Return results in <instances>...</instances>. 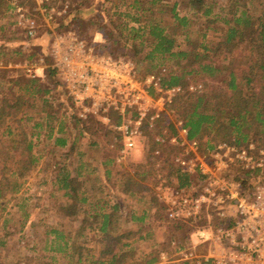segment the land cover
<instances>
[{"label":"rangeland","instance_id":"rangeland-1","mask_svg":"<svg viewBox=\"0 0 264 264\" xmlns=\"http://www.w3.org/2000/svg\"><path fill=\"white\" fill-rule=\"evenodd\" d=\"M165 1L170 4L178 2L177 9L180 13L190 15L185 5L187 0ZM12 2L13 0H0V60L18 65L33 56L47 55L45 49L48 44L45 48L42 46L44 41L45 44L50 41L45 35L53 31L73 28L96 49L106 43L110 44L109 38L114 37L112 40L118 38L119 33L115 24L124 21L123 18L119 19L118 15L113 14L118 13L116 11L124 12L126 9L121 0H50L54 9L53 19L49 20L44 14L37 12L38 36L31 41L25 40L23 29L17 26L14 11L11 8L5 11L6 6L8 4L11 6ZM26 5L34 9L36 2L28 0ZM4 40L8 44L4 43ZM112 40L110 49L113 48V53L133 58L141 74L158 72L165 68L168 75L170 68L176 69L172 67L171 62H167L164 64L165 67L158 66L150 72L152 65L149 62L136 61V55L130 47L125 48L121 43L114 45ZM130 43L134 42L131 40ZM224 59V57L219 58L217 62L227 63ZM16 70L14 79L28 78L21 67ZM4 71L7 73L6 70H0V75ZM224 76L225 74H217L214 78L204 80L194 75L189 84H202L203 91L210 93L212 89L222 87ZM10 77L8 75L5 83L0 85V96L9 93L10 90L15 92L16 87L14 90L11 89L14 85L9 82ZM52 82L50 81V84ZM39 86L45 92H41L37 97L32 96L31 102L25 108L26 115L19 116L23 117L22 124L28 132L34 131V124L37 122L43 125L39 128V145L36 148L39 150L40 160L26 179L18 180L21 183L19 189L8 193L6 198L0 200V264H90L89 258L81 263L76 262L77 255L72 245L76 238L81 246L80 252L84 255L89 254V257L96 255L108 259L114 253L117 255L125 253V264H140L151 257H157V260L160 258L162 264H169L170 260H173L171 264L184 263L179 261L181 258L179 255H174L172 241L175 240L177 244L183 246L188 245L194 232L207 230L210 225L220 222L222 218L217 216L213 207H209L189 223L177 224L168 220L163 200L164 189L178 184L177 177L169 174V170L177 167L173 164V158L179 150L173 146H165L161 158H153L151 153L153 143L147 140L126 163L112 162L106 166L104 161L107 158L115 159L120 148L119 143L113 144L115 133L98 123L81 124L63 92L60 93L57 88L54 93L46 92L48 83L41 82ZM183 95L184 93L169 106L168 110L173 119L177 116L186 118L190 113V108L186 106V97ZM11 124L14 129L20 125L19 122ZM61 127H64V132H59ZM50 132H52L51 137H49ZM55 137H67L72 142L76 138L77 144L73 147H57L53 144ZM93 140L99 141V146H91ZM252 142L256 145L257 151L264 149V146H259V141ZM202 149L204 154H208L204 147ZM78 153L85 154L83 161L80 160ZM80 161L84 165L83 171L95 170L83 174L77 180V189L88 195L89 202L78 203V206L72 208L75 206L71 204L73 200L64 195V189H60L61 184L57 182L56 174L63 169L76 176ZM226 172L223 171L218 175L225 176ZM234 172L231 171L232 174ZM136 178L140 180L142 185L140 189H143V193H136V196L127 195L123 192V188L128 184L127 181L132 188H136ZM204 182V177H194L190 185L193 187L192 191L200 192ZM97 201L100 202V206L104 204L103 201L107 202L105 211H110V206L115 203H120L122 206L119 209L118 228L109 235L89 227L93 217L89 218L88 214L93 211L90 210L86 214L84 209L90 208V203ZM69 208L71 210H66ZM226 210L228 213L234 211L231 203L226 206ZM97 212H102V209L97 208ZM27 213L28 217H26ZM133 213L136 219L143 217V220L136 223V220L132 219ZM26 218L27 225L24 230H20ZM5 219L6 223H4ZM52 227L70 237L72 246L69 249L70 257L51 250V247L57 246L61 241L53 242V236H46V231ZM80 228L84 229L79 236L77 232ZM127 233H131L130 236ZM207 249L208 246H203L200 252L206 253ZM163 252L172 255L163 257Z\"/></svg>","mask_w":264,"mask_h":264},{"label":"trees","instance_id":"trees-1","mask_svg":"<svg viewBox=\"0 0 264 264\" xmlns=\"http://www.w3.org/2000/svg\"><path fill=\"white\" fill-rule=\"evenodd\" d=\"M121 2L126 7L125 11H116L118 13L113 14L118 15L119 19H124L122 23L115 24L119 33L118 40L109 38L110 44L100 46L97 51L120 56L113 53V48L110 49L112 40L114 45L121 43L125 48L130 47L136 55V61L149 62L152 65L150 72L171 62L172 67L176 69L170 68L164 78V84H181L186 88L183 96L187 100L186 106L190 108V113L186 116L189 137L198 139L205 151L213 149L221 142L240 146L259 141V146H264V0H187L185 5L190 15L180 13L177 9L178 2ZM10 8L8 4L5 11ZM45 38L48 40L50 33H47ZM131 40L134 43L131 44ZM47 44L48 42L45 44L44 41L42 47H47ZM222 57L227 59V63H217V59ZM155 61L157 63H154ZM193 74L204 80L214 78L217 74L225 76L222 87H216L210 93L203 89L200 92H189L187 85L192 81ZM0 76L5 82L6 74L2 73ZM50 79L62 93L63 87L55 69H50ZM10 83L14 85L11 89L16 87L15 92L10 90L0 97V200L6 198L8 193L17 191L21 186L18 180L26 179L39 164V150L36 148L39 145V128L43 126L37 122L34 124V131L28 132L22 124L23 117L19 116L26 115L25 108L31 102L32 96L37 97L41 92H45L41 90L37 80L18 77L10 80ZM74 115L76 116L75 113ZM17 122L20 125L14 129L11 123ZM59 132H64V127H61ZM51 136L52 132L49 133V137ZM66 142L67 137H56L59 146H64ZM72 144L71 147L77 144L76 138ZM91 146H99V141L93 140ZM78 154L81 159L85 156L84 153ZM112 162L113 158H107L104 165ZM80 166L76 176L63 169L57 173V182L61 184V188L66 189L65 195L68 199L73 200L71 204L75 206L72 208L78 206V203L89 202L88 196L77 189V180L84 174V165ZM231 171L235 172L232 174ZM170 173L177 177V186L189 187L193 182V178L182 172L178 166L169 170ZM225 176L235 179L243 193H249L258 182H264V169L232 166ZM127 182L123 192L130 196L143 193L139 179L136 178V188H132L130 182ZM98 201L91 202L90 208L84 209L86 214L90 210L93 211L88 214L89 218L93 217L89 227L109 235L118 228L120 204L115 203L110 206V211H105L107 202L103 201L104 206H100ZM153 201L155 202L156 198ZM99 207L102 209L100 213L97 212ZM28 216L27 213L26 217ZM230 219L228 223L235 219L233 212ZM22 225L20 230H24L27 225V218ZM83 229L78 230L79 236L82 235ZM130 234L127 233L128 236ZM46 236H53V242L61 240L57 246L51 247L52 251L71 256L70 237L55 227L47 230ZM77 241L76 238L72 245L78 263L89 258L90 264H125V253H114L108 259L96 255L89 257V254L80 252L81 246ZM156 262L157 257H151L140 264Z\"/></svg>","mask_w":264,"mask_h":264},{"label":"built area","instance_id":"built-area-1","mask_svg":"<svg viewBox=\"0 0 264 264\" xmlns=\"http://www.w3.org/2000/svg\"><path fill=\"white\" fill-rule=\"evenodd\" d=\"M27 1L13 0L11 9L25 40L33 41L39 29L36 13L51 20L54 9L50 0H34V9ZM20 66L28 77L48 83L49 93L56 89L54 82L50 84V69L56 70L78 120L87 125L98 123L115 133L113 144L120 145L117 164L126 163L149 140L155 145L153 158H161L165 146L176 147L179 152L173 160L181 171L192 178H205L200 192L192 191V186L164 189L163 200L172 223H189L209 207L222 218L209 229L194 232L188 245L172 241L181 260L189 264H264V182L243 193L235 179L218 175L232 166L264 169V149L257 151L254 143L221 142L204 154L201 142L189 137L186 118L173 119L168 110L186 88L164 84L165 68L141 74L133 59L98 52L73 28L50 33L47 55L28 58ZM202 88V84L187 85L189 92ZM230 203L235 215L232 223H228L232 213L226 210ZM203 246H208L206 253L200 252Z\"/></svg>","mask_w":264,"mask_h":264},{"label":"crops","instance_id":"crops-1","mask_svg":"<svg viewBox=\"0 0 264 264\" xmlns=\"http://www.w3.org/2000/svg\"><path fill=\"white\" fill-rule=\"evenodd\" d=\"M4 43H6V44H8L7 42H6V40H4L3 41ZM40 42V41H39ZM46 53H47V51H46ZM225 58V57H224ZM224 60H226L227 61V59L225 58ZM218 63V62H217ZM223 64H225V63H223ZM18 67H21L20 65H18V64H16V63H14V62H9V61H3V60H0V70H6L7 71V73H5V71H4V74H6V76H5V79L8 77V75H9V77L10 76H12V77H10L9 78V82H10V80H12V79H14V77H15V75H14V73H16V69L18 68ZM24 71V70H23ZM24 75H25V73H24ZM25 76H27V75H25ZM28 77V76H27ZM28 78H30V77H28ZM32 79V78H31ZM35 80H37V79H35ZM51 81V80H50ZM37 82L38 83H41L42 81H40V80H37ZM2 83H5L4 81H2V78H1V76H0V85L2 84ZM46 91H48V90H46ZM0 97H2V96H0ZM73 142L72 141H70V140H68L67 139V142H66V144L64 145V146H59L57 143H56V137L54 138V141H53V144L55 145V146H57V147H66V146H72L73 144H72ZM84 158H85V156H84ZM84 158H82V160H81V158H80V160L81 161H83L84 160ZM80 161V165L81 164H83L82 162ZM157 161H159V160H157ZM113 162L115 163V159L113 158ZM78 166V169L81 167V166ZM84 167V166H83ZM77 169V170H78ZM93 170H95V169H93ZM93 170H89V169H86L85 171H84V174H86V173H88L89 171H93ZM57 176H58V174H56V178H57ZM72 176H75V175H73V173H72ZM83 175H81L80 177H82ZM60 189H64V188H61L60 187ZM65 190V192H64V195H65V193H66V189H64ZM125 193V192H124ZM127 194V193H126ZM127 195H129V194H127ZM88 196V195H87ZM89 198V197H88ZM120 204V203H119ZM120 208H122V206H121V204H120ZM132 219H134V220H136V223H140V221H142L143 219H136V215H135V213H133V215H132ZM6 219H5V221H4V223H6ZM133 222V221H132ZM167 253V252H166ZM167 255V254H166ZM169 255H172V253H169L168 252V256ZM175 255V254H174ZM167 257V256H166ZM162 258V257H161ZM179 261L180 262H186V261H183V260H181V259H179ZM169 262H173V260H170ZM171 263H169V264H171ZM156 264H162V262H161V260H160V258L157 260V262H156Z\"/></svg>","mask_w":264,"mask_h":264}]
</instances>
